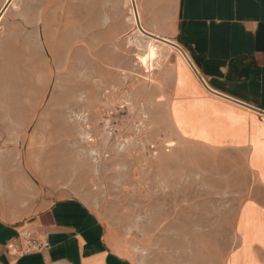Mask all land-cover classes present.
I'll use <instances>...</instances> for the list:
<instances>
[{"label": "rangeland", "instance_id": "obj_1", "mask_svg": "<svg viewBox=\"0 0 264 264\" xmlns=\"http://www.w3.org/2000/svg\"><path fill=\"white\" fill-rule=\"evenodd\" d=\"M126 1H10L0 22V52L14 51L10 62L0 53V205L15 220L75 197L132 264H225L256 181L239 152L177 135L174 71L178 81L190 71L177 54L150 72L139 63L148 37Z\"/></svg>", "mask_w": 264, "mask_h": 264}, {"label": "crops", "instance_id": "obj_2", "mask_svg": "<svg viewBox=\"0 0 264 264\" xmlns=\"http://www.w3.org/2000/svg\"><path fill=\"white\" fill-rule=\"evenodd\" d=\"M135 2L142 28L179 45L206 85L190 65L180 81L174 71L168 110L177 135L239 152L256 181L238 208L237 244L225 264H264V0ZM13 218L0 205L5 264H132L78 198Z\"/></svg>", "mask_w": 264, "mask_h": 264}, {"label": "bare ground", "instance_id": "obj_3", "mask_svg": "<svg viewBox=\"0 0 264 264\" xmlns=\"http://www.w3.org/2000/svg\"><path fill=\"white\" fill-rule=\"evenodd\" d=\"M8 0H4V3H2V5H1V7H0V22H1V20H2V18H3V15H4V13H5V11L2 13V10H3V8H4V5H5V3L7 2ZM124 1H126V0H124ZM135 1V0H134ZM14 2V1H13ZM126 2H128V4L130 5V14H131V19L130 20H132V22L134 23V25L136 26V29H137V31H138V33L140 34V35H144L139 29H138V27H137V24H136V19H135V12H137L138 13V8H137V5H136V2H135V6H136V10L134 9V7H133V3H132V0H127ZM12 6V5H11ZM87 12V11H86ZM86 12H84V13H86ZM142 27V26H141ZM84 29H85V27H84ZM144 29V28H143ZM82 31H83V29H82ZM87 31V30H86ZM85 32V31H84ZM81 33V32H80ZM151 33V32H150ZM144 36H146V35H144ZM146 37H148V36H146ZM167 37V36H166ZM81 39V38H80ZM86 40V39H85ZM84 41V40H83ZM82 42V41H81ZM75 43V42H74ZM146 46H145V52L143 51V52H141L142 54H137V56H138V61H139V63L148 71V72H150L153 68H155L154 67V65L156 64V63H158L161 59H162V57L163 56H165V55H167V56H171V55H175V54H177L178 56H179V58L181 59V61L184 63V65L187 67V70H189L190 72H191V69H190V67H189V64L187 63V60L184 58V56H183V54L179 51V50H177V49H175L174 47H172L171 45H169V44H167V43H165V42H161V41H158V40H156V39H154V38H151V37H148V40H147V44H145ZM17 49V48H16ZM79 49H80V47H79ZM16 52L18 53V51L16 50ZM34 52V51H33ZM54 52H55V65L56 66H60L59 65V60L61 59V53H63L62 51H61V49L59 48H57V49H55L54 50ZM53 52V53H54ZM1 53V55L2 56H4V58L5 59H7V61L8 62H10V60H11V54L12 53H14V51L11 49V48H5L4 50H3V52H0ZM35 53V52H34ZM140 53V52H139ZM15 55V54H14ZM82 56V55H81ZM136 56V57H137ZM14 56L12 55V58H13ZM19 57V56H18ZM78 57V56H77ZM3 58V57H2ZM79 59V58H78ZM2 61V60H1ZM5 61V60H4ZM12 61V60H11ZM8 62H6V63H8ZM85 62V61H84ZM3 63V62H2ZM13 63H15V62H13ZM4 64V63H3ZM71 64V63H70ZM76 65V64H75ZM78 65V64H77ZM77 65L75 66V67H77ZM2 66V65H1ZM5 66H6V64H5ZM158 66V65H157ZM84 68V67H83ZM18 69H19V67H18ZM76 69V68H75ZM87 69V68H86ZM2 71H4V72H6V68H2L1 69ZM71 70H72V68H71ZM68 71V70H67ZM18 72V71H17ZM75 73V72H74ZM55 74V73H54ZM57 74V73H56ZM6 75H8V74H6ZM14 75H15V73H14ZM13 75V76H14ZM18 75V74H17ZM19 75H21V74H19ZM72 75V74H71ZM74 75V74H73ZM149 75V74H148ZM20 77V76H19ZM60 78V77H59ZM7 79H9V78H7ZM15 79H17V77L15 78ZM73 79V78H72ZM71 79V80H72ZM58 80V79H57ZM74 80V79H73ZM8 83H10V82H8ZM72 83V82H71ZM15 84V83H14ZM7 85V80L6 81H4L3 83H1V85H0V90L2 89V88H4L5 86ZM9 86V85H8ZM13 86V85H12ZM15 86V85H14ZM13 86V87H14ZM21 86H22V84H21ZM27 85H25L24 87H26ZM19 88V87H18ZM14 89V88H13ZM15 90V89H14ZM63 90V89H62ZM3 91H5V89L3 90ZM19 91V90H18ZM14 92V91H13ZM10 93V92H9ZM23 93H24V91H23ZM62 93V92H61ZM25 94V93H24ZM11 95V94H10ZM16 95V94H15ZM53 95V94H52ZM56 95V94H55ZM58 95V94H57ZM75 95V94H74ZM9 96V95H8ZM54 96V95H53ZM6 97V96H5ZM4 97V98H5ZM56 97V96H55ZM59 97V96H58ZM76 97V96H75ZM11 98V97H10ZM73 99V98H72ZM20 102V101H19ZM21 102H22V100H21ZM7 103V102H6ZM5 103V104H6ZM7 105H8V107L10 108L11 106H12V102H11V100H9V102L7 103ZM3 106V105H2ZM55 106V105H54ZM20 108V107H19ZM3 109H5L4 107H3ZM16 109V108H15ZM7 110V109H6ZM9 110V109H8ZM18 110V109H17ZM17 110H16V112H17ZM20 110V109H19ZM9 112V111H8ZM53 113H55V112H53ZM12 114V113H11ZM17 114V113H16ZM16 116H18V115H16ZM14 117V116H13ZM20 119H21V116H20ZM185 214V213H184ZM172 216V215H171ZM174 217V216H173ZM182 217V216H181ZM174 219V218H173ZM176 220H178V219H176ZM189 220V219H188ZM179 221V220H178ZM181 221V220H180ZM176 223V222H175ZM171 224H173V223H171ZM170 224V225H171ZM186 224V223H185ZM178 225H181V224H178ZM166 226V225H165ZM164 226V227H165ZM169 226V225H168ZM173 226H174V224H173ZM176 227V226H175ZM169 229H170V227H169ZM169 229H168V227H167V230H168V232H169ZM173 229V228H172ZM166 231V230H165ZM171 231V230H170ZM175 231V230H174ZM173 231V232H174ZM178 233H179V231H177ZM176 233V232H175ZM168 234V233H167ZM186 236V235H185ZM170 237V236H169ZM171 237H172V235H171ZM165 238V237H164ZM172 241H173V243H172V245H173V247H174V249L176 248V250H178L179 251V248H180V242H181V238H180V236L178 235V237H176L174 240L172 239ZM183 241V240H182ZM168 242V241H167ZM170 249H172V248H170ZM169 249V250H170ZM173 249V250H174ZM167 251V250H166ZM176 252V251H175ZM173 255V254H172ZM178 260H180V258L182 257V254L180 253H178ZM166 256V255H165ZM181 256V257H180ZM180 257V258H179ZM182 258H184V257H182ZM168 260H170L169 258H168ZM193 260V259H192ZM181 261V260H180ZM173 262V261H172ZM182 262V261H181ZM174 263V262H173ZM180 263V262H179ZM176 264V263H175Z\"/></svg>", "mask_w": 264, "mask_h": 264}, {"label": "water", "instance_id": "obj_4", "mask_svg": "<svg viewBox=\"0 0 264 264\" xmlns=\"http://www.w3.org/2000/svg\"><path fill=\"white\" fill-rule=\"evenodd\" d=\"M10 1H11V0H8V1L5 3L4 8H3V10H2V13L6 10L7 6H8L9 3H10ZM132 3H133V7H134V9L136 10L135 1L132 0ZM135 19H136V24H137L138 29H139L144 35H146V36H148V37H151V38H154V39H156V40H158V41L165 42V43L171 45L172 47H174L175 49L179 50V51L183 54L184 58L187 60L188 64H189L190 67L193 69V71L195 72V74L198 76V78H199V79L201 80V82L204 84L202 78L200 77V75L198 74V72L196 71V69L194 68L193 64L191 63V61H190L189 58L187 57L186 53L183 51V49H182L179 45H177V44H175V43H173V42H171V41H168V40H166V39H163V38H161V37L155 36V35L151 34L150 32L145 31V30L141 27V25H140V22H139V18H138V14H137V12H135ZM204 85H205V84H204ZM205 86H206V85H205Z\"/></svg>", "mask_w": 264, "mask_h": 264}, {"label": "built area", "instance_id": "obj_5", "mask_svg": "<svg viewBox=\"0 0 264 264\" xmlns=\"http://www.w3.org/2000/svg\"><path fill=\"white\" fill-rule=\"evenodd\" d=\"M30 243L32 244V245H38L37 244V242L35 241V240H33V239H30ZM47 244H44L43 246H46ZM42 246V245H41Z\"/></svg>", "mask_w": 264, "mask_h": 264}]
</instances>
